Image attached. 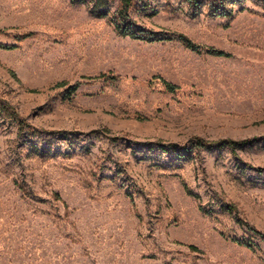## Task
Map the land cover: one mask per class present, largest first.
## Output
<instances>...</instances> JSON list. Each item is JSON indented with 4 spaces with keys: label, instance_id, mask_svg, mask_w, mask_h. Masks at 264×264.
<instances>
[{
    "label": "rangeland",
    "instance_id": "1",
    "mask_svg": "<svg viewBox=\"0 0 264 264\" xmlns=\"http://www.w3.org/2000/svg\"><path fill=\"white\" fill-rule=\"evenodd\" d=\"M91 5L0 0V98L30 125L0 103V264H264V238L223 208L264 234V140L190 143L264 135V0L220 16L206 0H133L136 33L230 56L119 35V0Z\"/></svg>",
    "mask_w": 264,
    "mask_h": 264
},
{
    "label": "trees",
    "instance_id": "2",
    "mask_svg": "<svg viewBox=\"0 0 264 264\" xmlns=\"http://www.w3.org/2000/svg\"><path fill=\"white\" fill-rule=\"evenodd\" d=\"M74 3L81 2L83 0H71ZM187 2L188 6L191 8H197L200 5L201 0H184ZM236 0H231L232 3H234ZM109 0H92V5L90 8V11L94 14L97 15H103L105 12L102 10L104 7L107 6ZM133 0H119V6L116 11V16L114 17V28L116 32L119 35L123 36H129L131 38H136V39H143L147 41H156V40H162V39H178L186 48L195 51L197 53H206L214 56H230V53L219 48H215L213 46H204L200 45L196 42H194L191 38H189L187 35L184 33L180 32H171L169 34H166L164 37H146L141 34L136 33L135 30H133L130 27L131 20L129 16V9L131 7ZM207 4V9L209 13L212 16H220V15H230L231 10L226 9V4L227 0H206ZM2 29H0L1 31ZM27 36V34L25 35ZM24 36V37H25ZM23 38V37H22ZM5 48H11L14 45H2ZM106 75L104 73H100L97 76L94 77H88V78H101L105 77ZM113 78V77H111ZM163 84L165 85L166 89L169 91L175 90L176 86L172 83L162 81ZM66 82L65 81H60L56 83V86H65ZM79 87V82H75L72 85L68 87V93L71 94L75 92ZM0 103L2 106L7 110L8 114L10 115L11 118L17 121L18 128L20 131L25 129L26 127L30 126L27 121L22 118L17 110L15 109L14 106H12L7 100L0 98ZM46 132H56L57 130H43ZM102 132L107 134L109 130L107 128H102ZM258 140H264V135H254L251 137L247 138H242L239 140L231 139V138H219L215 140H208L203 137L195 136L190 140V143L198 148H212V147H222V146H227L229 147L232 151L235 150V146L240 145V144H245V143H250ZM160 144H162V140H158ZM170 149L173 150H179L180 145L175 143V142H167L165 143ZM186 192L195 198H198V195L194 194L190 189H188L187 185L183 182L182 183ZM223 208L234 214V218L237 223L240 225L245 226L249 231L254 232L255 234H258L264 238V234L252 226L247 220H245L240 213L238 212V209L235 204L230 203V202H225L223 203ZM200 209L204 212L210 213L209 210H205L203 207H200ZM231 240L239 245H244L250 249L254 248V245L252 243L246 242L240 238H231ZM189 248L192 251H200L196 246L194 245H189Z\"/></svg>",
    "mask_w": 264,
    "mask_h": 264
}]
</instances>
